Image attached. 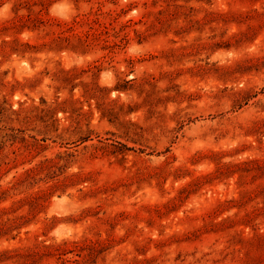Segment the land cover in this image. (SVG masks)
Returning <instances> with one entry per match:
<instances>
[{"label": "rangeland", "instance_id": "374dc122", "mask_svg": "<svg viewBox=\"0 0 264 264\" xmlns=\"http://www.w3.org/2000/svg\"><path fill=\"white\" fill-rule=\"evenodd\" d=\"M0 264H264V0H0Z\"/></svg>", "mask_w": 264, "mask_h": 264}]
</instances>
